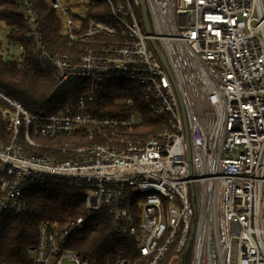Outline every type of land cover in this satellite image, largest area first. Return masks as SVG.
<instances>
[{
	"label": "built area",
	"instance_id": "built-area-1",
	"mask_svg": "<svg viewBox=\"0 0 264 264\" xmlns=\"http://www.w3.org/2000/svg\"><path fill=\"white\" fill-rule=\"evenodd\" d=\"M11 1L32 58L55 69L48 95L81 84L55 113L0 90V217L24 213L28 188L48 180L77 188L88 210L41 223L26 264H85L69 245L103 208L145 264H179L190 237L189 264H264V0H144L150 33L141 0H100L110 21L88 18L94 0H46L78 48L67 53L46 47L32 0ZM11 30L0 23L1 58L24 65ZM115 82L129 109L103 117ZM143 108L162 117L159 130L139 131Z\"/></svg>",
	"mask_w": 264,
	"mask_h": 264
},
{
	"label": "trees",
	"instance_id": "trees-1",
	"mask_svg": "<svg viewBox=\"0 0 264 264\" xmlns=\"http://www.w3.org/2000/svg\"><path fill=\"white\" fill-rule=\"evenodd\" d=\"M32 1L46 47L54 53H67L78 49L67 45V39L60 29L58 12L50 8L46 0ZM94 3L88 18L110 21L107 6L100 0H94ZM15 10L13 1L0 0V23L12 27V40L25 44L27 61L21 65L18 61H3L0 55V90L18 99L32 113L58 112L75 101L81 92V84L71 82L61 92L53 96L48 95L55 83V69L32 58L31 42L23 35L26 29L24 21ZM128 95L131 94L126 85L123 82H115L106 92L100 114L103 117H115L118 109H129L127 105L116 101ZM142 113L144 122L139 130L141 133L147 134L161 128V116L155 118V115L145 108ZM45 142L62 144L60 140ZM36 150L43 155L52 153L43 149ZM59 156L67 158L64 155ZM5 174L0 168V199L3 197L1 181ZM24 200L27 203L24 213L0 217V264L28 263L26 250L30 244L37 241L41 223L57 221L64 224L76 217L88 215L85 196L67 182L36 181L26 191ZM69 247L84 258L85 264H114L119 256L130 259L132 264L146 263L138 254L135 237L123 238L112 233L110 215L105 208L88 217L86 225L72 236ZM189 254L190 252L186 254L183 264H188Z\"/></svg>",
	"mask_w": 264,
	"mask_h": 264
},
{
	"label": "water",
	"instance_id": "water-1",
	"mask_svg": "<svg viewBox=\"0 0 264 264\" xmlns=\"http://www.w3.org/2000/svg\"><path fill=\"white\" fill-rule=\"evenodd\" d=\"M141 7H142V15H143V19H144V24H145V29L148 33L151 32V28H150V24H149V20H148V15H147V10H146V5H145V1L141 0ZM153 45L155 47H157V44L155 41H153ZM191 241H192V237L189 238L186 246H185V250L181 256L180 262L179 264H183L184 263V259L186 254L188 253L189 249H190V245H191ZM172 264H175V261L172 262Z\"/></svg>",
	"mask_w": 264,
	"mask_h": 264
},
{
	"label": "rangeland",
	"instance_id": "rangeland-1",
	"mask_svg": "<svg viewBox=\"0 0 264 264\" xmlns=\"http://www.w3.org/2000/svg\"><path fill=\"white\" fill-rule=\"evenodd\" d=\"M5 31H2V33H4ZM48 142H50V141H48ZM188 258H190V254H189V257ZM189 260V259H188ZM188 264H189V261H188Z\"/></svg>",
	"mask_w": 264,
	"mask_h": 264
}]
</instances>
